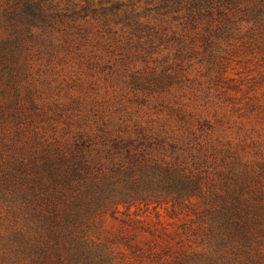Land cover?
<instances>
[{
	"label": "rangeland",
	"instance_id": "obj_1",
	"mask_svg": "<svg viewBox=\"0 0 264 264\" xmlns=\"http://www.w3.org/2000/svg\"><path fill=\"white\" fill-rule=\"evenodd\" d=\"M15 1L0 0V42L17 32L33 49L22 57L30 66L23 94L31 87L43 99L41 110L58 114L51 122L35 118L44 140H70L71 132L91 130L89 157L97 174L134 169L146 183L156 166H176L201 184L199 196L177 203L156 185L136 201L116 198L112 204L142 205L121 208L101 226L103 237L119 241L111 246L113 264H179L194 257L201 264H231L230 255L220 260L209 252L197 215L208 204H264V41L227 47L220 56L214 48L211 60L198 43L181 55L171 36L184 22L156 9L166 0H112L134 5L122 9L121 20L101 12L78 18L73 12L85 6L79 0H42L46 19L40 16L31 29V14L22 20L6 14ZM100 1L92 9H100ZM72 41L86 44L77 56L65 59L61 52L64 63L46 71L48 59H61L41 60L38 48ZM104 42L112 46H97ZM91 49L105 56L103 62L90 57ZM158 180L155 175L154 184ZM239 191L247 201L234 199Z\"/></svg>",
	"mask_w": 264,
	"mask_h": 264
},
{
	"label": "trees",
	"instance_id": "obj_2",
	"mask_svg": "<svg viewBox=\"0 0 264 264\" xmlns=\"http://www.w3.org/2000/svg\"><path fill=\"white\" fill-rule=\"evenodd\" d=\"M79 1L85 6L82 12H73L78 18L101 12L104 18L116 16L114 19L121 20L124 7L134 8L133 4L101 0V8L96 10L92 9L95 0ZM56 9L61 17L62 9L59 5ZM156 9L164 10L167 16L178 15L184 22L171 36L181 55H189L198 43L197 47L201 45L209 59L214 60V48L220 56L222 49L264 41V0H166ZM46 12L42 0H19L6 14L18 20L21 15L31 14L27 23L31 29L40 16L46 19ZM126 15L123 19L128 21L131 15ZM136 26L142 24L137 22ZM15 33V38L10 35L7 41L0 42V228L6 230L5 234L0 233V264H113L111 246L119 241L103 237L101 226L108 216L115 219L121 208L131 210L142 205L112 204L116 198L136 201L150 193L148 190L154 191L156 185L177 203L199 196L201 184L176 166H156L146 174V183L134 169H119L112 176L97 174L95 161L89 157L90 142L94 144L91 130L71 132L70 140H44L35 118L51 122L58 114L55 110L54 116L42 111L39 102L43 99L31 87L23 94L22 83L28 78L30 66L22 57L33 49L28 42H20L19 33ZM85 44L50 42L48 47H39L38 52L41 60L44 56L60 57V62H53L52 58L46 61V71L54 70L56 64L64 63L61 52L65 59L77 56ZM97 46L107 50L112 45L104 42ZM89 55L95 61L99 59V63L105 57L92 49ZM155 175L159 178L157 184ZM242 193L239 191L234 199L247 201ZM208 205L197 219L198 233L201 237L205 234L203 240L209 252L220 256V260H227L224 254L230 255L231 264H264V204ZM124 244L132 247L129 240ZM201 263V258L194 257L182 259L179 264ZM206 264L217 261L210 259Z\"/></svg>",
	"mask_w": 264,
	"mask_h": 264
}]
</instances>
